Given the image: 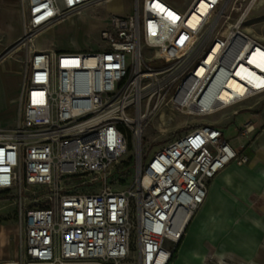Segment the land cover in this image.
<instances>
[{
	"label": "built area",
	"instance_id": "1",
	"mask_svg": "<svg viewBox=\"0 0 264 264\" xmlns=\"http://www.w3.org/2000/svg\"><path fill=\"white\" fill-rule=\"evenodd\" d=\"M112 1L23 0L16 125L0 128V195L14 201L23 233L17 264H169L209 182L240 156L219 127L203 124L145 161L146 122L264 95V44L243 30L256 0H192L184 10L131 0L99 30L101 50L35 46L46 30ZM241 71L255 72V84ZM129 142L132 181L112 190L128 175L118 168Z\"/></svg>",
	"mask_w": 264,
	"mask_h": 264
},
{
	"label": "crops",
	"instance_id": "2",
	"mask_svg": "<svg viewBox=\"0 0 264 264\" xmlns=\"http://www.w3.org/2000/svg\"><path fill=\"white\" fill-rule=\"evenodd\" d=\"M17 13V0H0V56L21 35ZM66 25H57L45 34L51 36L52 30L54 35L61 34ZM50 48L68 51L59 40L44 42L42 49ZM20 85L19 66L0 61V119L17 97ZM252 117L237 130L243 140L237 137L232 145L229 141L240 160L209 182L205 201L188 223L169 264H219V260L224 264H264V110ZM246 124L253 126L247 135L242 133ZM8 227L0 223V230L6 232V240L0 243L2 263L16 255Z\"/></svg>",
	"mask_w": 264,
	"mask_h": 264
},
{
	"label": "rangeland",
	"instance_id": "3",
	"mask_svg": "<svg viewBox=\"0 0 264 264\" xmlns=\"http://www.w3.org/2000/svg\"><path fill=\"white\" fill-rule=\"evenodd\" d=\"M170 5L180 8L181 10L186 9L192 0H165ZM249 0H246V2ZM260 0H256L253 7L250 9L248 16L243 25V30L248 33L254 39L260 41L264 44V0L259 3ZM263 4V5H262ZM258 5V6H257ZM257 7V8H256ZM132 9L131 0H113L105 6L99 8H94L86 11L79 20H73L72 22H67V27L65 31L57 33L54 35V30H52L51 36L43 34L39 38L37 45H43L47 40L57 41L65 47L68 51L73 50H86L89 52H94L101 50L102 42L99 38V30L103 28L109 19V15L112 14H127ZM17 11L18 18L21 26V35L24 31L25 26V14H24V4L23 0H17ZM62 29H60L61 31ZM65 32V33H64ZM63 33V35H62ZM20 35V37H21ZM19 37V38H20ZM18 38V40H19ZM17 40V41H18ZM17 41L12 45L8 46L1 56L8 52L0 61L2 62H14L19 66V75L21 72L23 50H18L13 52ZM0 56V58H1ZM21 78V75H20ZM21 86V85H20ZM18 95L15 100L9 105L6 113L3 115L4 118L0 119V128L3 130H11L15 127L16 121L15 117L18 108ZM257 103V106H256ZM255 110V111H254ZM264 110V98H253L250 100L243 101L235 106L219 110L215 113L205 115V116H185L178 112L165 110V114H162L165 119L161 120V114H156L151 117L145 124L143 132L142 148L144 150L143 157L147 161L152 157L161 147L171 140H174L186 132L191 130L193 127L198 125H216L221 127L224 133V137L231 141V145L241 138L238 136L237 130L243 126V124L249 120H252V115L254 113H260ZM254 112V113H253ZM259 118L256 119H260ZM165 122V124H164ZM238 139L236 140V138ZM239 139L238 141H242ZM132 144L129 142V151L120 161V166L118 168V173L127 172L128 175L125 176L123 180L114 179L112 183V190L120 191L127 188L133 177L134 169V155L132 153ZM117 171V170H116ZM0 223L10 226V245L13 247L16 255L13 259L8 262L0 264H17L22 257V241L23 233L22 229L18 223L17 210L14 201L9 200L5 196L0 195ZM6 240V232L2 228L0 230V243ZM219 264L224 263L219 260ZM125 264H134L132 259H130Z\"/></svg>",
	"mask_w": 264,
	"mask_h": 264
},
{
	"label": "bare ground",
	"instance_id": "4",
	"mask_svg": "<svg viewBox=\"0 0 264 264\" xmlns=\"http://www.w3.org/2000/svg\"><path fill=\"white\" fill-rule=\"evenodd\" d=\"M262 2V0H260V2L259 3H261ZM264 4V3H263ZM262 4V5H263ZM258 6V5H257ZM257 8V7H256ZM197 11L200 13V14H202L203 16L204 15H206V13H207V9H206V7L203 5V4H200L199 6H198V9H197ZM195 21H196V16H195V14H192V15H190V17H189V19H188V24L189 25H193L194 23H195ZM49 30H51V29H49ZM49 30H46V32H48ZM45 32V33H46ZM44 33V34H45ZM38 41H39V38H37L36 40H35V46L37 47V48H40V49H42L43 48V45H37V43H38ZM256 64V63H255ZM242 72V75L243 76H245V78H246V80L248 81V82H251L252 84H255V80H256V78H255V72H243V71H241ZM229 86L234 90V91H237L238 93H241L242 92V90H243V87L241 86V85H239V84H237V83H235V82H230L229 83ZM227 93H225V92H222L221 93V95H220V98H222L223 100H225V99H227ZM165 119V117L164 116H161V120H164ZM164 124H165V122H164ZM221 264H224V263H221Z\"/></svg>",
	"mask_w": 264,
	"mask_h": 264
},
{
	"label": "trees",
	"instance_id": "5",
	"mask_svg": "<svg viewBox=\"0 0 264 264\" xmlns=\"http://www.w3.org/2000/svg\"><path fill=\"white\" fill-rule=\"evenodd\" d=\"M173 257V256H172Z\"/></svg>",
	"mask_w": 264,
	"mask_h": 264
}]
</instances>
